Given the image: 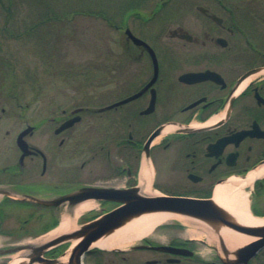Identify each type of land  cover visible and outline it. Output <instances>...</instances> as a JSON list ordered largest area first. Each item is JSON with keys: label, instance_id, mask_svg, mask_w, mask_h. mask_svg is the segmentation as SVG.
I'll return each instance as SVG.
<instances>
[{"label": "flooded vegetation", "instance_id": "flooded-vegetation-1", "mask_svg": "<svg viewBox=\"0 0 264 264\" xmlns=\"http://www.w3.org/2000/svg\"><path fill=\"white\" fill-rule=\"evenodd\" d=\"M156 8L170 9L167 32L150 40L134 32L152 49L125 26L121 65L107 72L119 77V97L25 119L0 153V264H34V246L52 240L46 236L70 206L63 197L82 189L99 203L85 223L120 205L104 197L108 189L213 199L218 185L264 170V0ZM243 188L251 210L264 215V172ZM141 239L131 250L154 256L135 264H225L201 258L193 238ZM161 244L193 254L155 248Z\"/></svg>", "mask_w": 264, "mask_h": 264}, {"label": "rangeland", "instance_id": "rangeland-1", "mask_svg": "<svg viewBox=\"0 0 264 264\" xmlns=\"http://www.w3.org/2000/svg\"><path fill=\"white\" fill-rule=\"evenodd\" d=\"M208 1L0 0V153L12 148L13 134L24 127L25 119L61 112L63 107H97L120 96L119 77L112 81L107 72L121 65L125 26L150 40L155 32H167L171 23L167 18L170 9L154 13L157 4ZM210 229L197 218L189 222L174 218L157 225L147 236L167 243L200 232V239L193 238L198 255L212 260L224 250L220 239L208 241ZM141 240L121 252L92 249L84 264H135L143 256H154L153 252L130 249ZM252 264H264V253Z\"/></svg>", "mask_w": 264, "mask_h": 264}, {"label": "water", "instance_id": "water-1", "mask_svg": "<svg viewBox=\"0 0 264 264\" xmlns=\"http://www.w3.org/2000/svg\"><path fill=\"white\" fill-rule=\"evenodd\" d=\"M126 33L132 37L136 43L143 44L147 48L152 49L146 41L135 36L130 29H127ZM25 133L26 130L22 132L19 137V144L22 147H25L26 145L23 139V135ZM91 191L92 189L90 187L85 188L81 191L64 196L63 200L65 202H69L70 205L73 206L86 200L87 197H90V195H92ZM132 192L133 191L121 189H108L104 197L112 202L119 203V206L103 214L97 219L80 225L81 227L75 231L52 238V240H50L47 244L34 246L37 250V255L33 257L31 261L33 263L40 264H55L57 258L64 254L66 250L54 258H44L42 255L43 252L50 251L62 244L70 245L71 238L80 237L79 242L74 246L72 252L70 253L68 264H84V257L92 250L90 245L94 240L98 239L105 233L124 225L130 219L142 213L152 211L180 213L199 218L206 223L208 221V223L215 225L225 224L236 231L244 232L256 237L247 244L237 248L234 258L228 259L221 257L225 264H248L250 260L264 248V225L249 226L231 219L228 211L218 205L213 199H197L175 196L146 197L141 195H135V197ZM101 197L103 198V196ZM220 242L224 252H227L225 239L222 236H220ZM141 247L143 246H133V248ZM155 248L171 251L177 254H193V251L163 244L156 246Z\"/></svg>", "mask_w": 264, "mask_h": 264}, {"label": "bare ground", "instance_id": "bare-ground-1", "mask_svg": "<svg viewBox=\"0 0 264 264\" xmlns=\"http://www.w3.org/2000/svg\"><path fill=\"white\" fill-rule=\"evenodd\" d=\"M263 172L264 170L252 172L249 174L248 178L242 182L232 180L218 185L215 189L213 200L228 211L231 219L241 224L249 226L264 225V216H256L251 212L249 195L243 188L245 185L251 184L254 178L260 176ZM98 206L99 203L92 199L81 201L71 207L69 206L62 214L60 224L48 233L46 236L47 239L50 240L62 234L79 229L81 227L78 223L79 219ZM174 218L189 222L196 217L166 211L145 212L94 240L90 248H100L103 250L126 249V246L136 239L147 236L157 225ZM207 224L212 227L208 232V241H217L220 239V236L225 239L227 252H222L220 254V257L223 258H234L237 248L256 238L253 235L236 231L224 225H215L208 223V221ZM200 237V232H193L192 238L200 239ZM79 240L80 237L71 238V243L66 249V252L57 258L55 264H68L70 253Z\"/></svg>", "mask_w": 264, "mask_h": 264}, {"label": "trees", "instance_id": "trees-1", "mask_svg": "<svg viewBox=\"0 0 264 264\" xmlns=\"http://www.w3.org/2000/svg\"><path fill=\"white\" fill-rule=\"evenodd\" d=\"M111 24H112V22L111 21H109Z\"/></svg>", "mask_w": 264, "mask_h": 264}]
</instances>
